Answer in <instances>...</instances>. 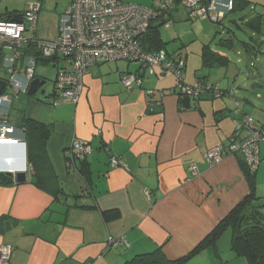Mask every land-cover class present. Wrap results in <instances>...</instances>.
<instances>
[{
  "label": "crops",
  "instance_id": "0c3cea01",
  "mask_svg": "<svg viewBox=\"0 0 264 264\" xmlns=\"http://www.w3.org/2000/svg\"><path fill=\"white\" fill-rule=\"evenodd\" d=\"M255 14L264 17V12ZM171 17V25L175 19H190L180 6ZM229 23L239 24L235 19ZM34 33L42 39L37 35L38 23ZM250 42L242 41L252 67L264 40L251 38ZM167 49L183 57L181 51ZM61 57L38 64L52 63L57 75L60 67L69 66ZM227 57L228 65L218 67L222 69L218 74L210 71L194 79L198 68L191 75L183 73L186 84L202 79L218 84L224 93L217 98L204 95L188 109H181L175 74L162 73L158 67L150 75L141 72L140 63L122 59H98L88 68L75 104L60 99L53 104L58 98L55 80L50 92L13 96L6 118L15 128L13 136L25 139V119L51 128L47 152L61 193L53 195L31 181L34 171L25 166L23 145L0 146V172H27L24 182L0 183V246H14L12 264H123L156 248L170 259L191 252L249 194L242 153L210 165L205 152L226 143L245 113L264 129V75L260 71L255 75L244 56L238 59L247 66L244 71ZM131 72L141 74L143 83L128 90L122 78ZM147 89L155 95L149 96ZM74 137L91 146L86 158L90 185L69 165ZM258 148L257 194L264 198V141ZM113 154L128 168L109 166ZM194 163L197 173L189 169ZM231 233L228 228L216 245L181 264H245L244 257L231 250ZM109 238H124L129 244L110 243Z\"/></svg>",
  "mask_w": 264,
  "mask_h": 264
},
{
  "label": "built area",
  "instance_id": "2783aa9c",
  "mask_svg": "<svg viewBox=\"0 0 264 264\" xmlns=\"http://www.w3.org/2000/svg\"><path fill=\"white\" fill-rule=\"evenodd\" d=\"M235 0H154L150 6H143L125 0H72L66 11L59 16L58 33L53 39L38 38L34 31L42 4L39 0L31 2L22 12V21L0 19V51L8 76L7 88L0 95V146L15 144L20 141L15 138V128L6 120L15 95L27 93L30 83L36 78V68L39 59H51L58 56L64 58L68 67H60L54 83L56 98L53 104L60 100L77 103L83 92L84 75L98 59L106 61L125 60L141 64V72L155 74L159 67L162 73L171 72L179 80V90L189 94H199L201 91L216 90L215 84H186L183 81L185 61L165 50L149 52L144 49L142 37L148 31L151 22L157 17L163 18L165 25L173 22L172 14L178 6L182 7L190 19H208L221 24L227 14L233 11ZM27 30L33 32L32 42L24 36ZM33 45L35 52L25 49ZM141 74L131 72L123 75V84L130 90L142 85ZM149 96H154L153 89H147ZM60 99V100H58ZM161 101V100H160ZM159 100L155 101L161 104ZM237 108L239 103H236ZM239 110V108H238ZM227 142L216 145L204 154L205 162L210 165L219 162L223 157L242 153L250 170H257L260 164L259 146L264 141V129L250 114H243L234 133ZM91 151L88 141L74 137L69 150V165H75L86 159ZM125 161L113 154L110 158L111 167L128 168ZM193 173L198 172L197 163L189 167ZM110 243L118 242L128 245L123 238H109ZM12 244L0 246V264H12ZM218 264V263H213Z\"/></svg>",
  "mask_w": 264,
  "mask_h": 264
},
{
  "label": "trees",
  "instance_id": "16d2710c",
  "mask_svg": "<svg viewBox=\"0 0 264 264\" xmlns=\"http://www.w3.org/2000/svg\"><path fill=\"white\" fill-rule=\"evenodd\" d=\"M234 3L235 6L233 11L244 10L250 4L249 0H235ZM15 14H10L7 16L8 20H11ZM263 18L264 17L262 14H255L252 16V18H250V20L247 21L246 26L260 33ZM164 25L165 22L163 18L160 17H157L151 22L149 29H147L148 31L142 37L141 43L143 44L145 50L149 52H158L160 50L169 52L167 49L168 42L163 39L160 30ZM236 26L239 27L240 25L237 24ZM28 39L30 42H32V37ZM232 41V39H229L226 44L231 43L229 44L231 47ZM25 51L37 53L31 44H29ZM176 56L182 58L177 54ZM201 57L203 62L202 65L209 68L227 66L229 63V58L226 55L218 52L217 50H213L210 45L203 46ZM38 59L51 61V59ZM197 82H202L207 85L210 84L212 86L215 85V83H209L202 79L197 80ZM179 89L180 88L178 87L177 93L179 95L181 109L191 108L193 106L192 101L198 100L204 95H210L213 98H217L215 89L211 91H201L196 95L183 92ZM218 91L220 96L224 94L223 89L219 88ZM22 127L24 129L25 141L27 145L28 165L30 166V169L34 171V176L31 181L41 190L53 195L61 193V188L57 183V178L53 172L47 152L46 143L50 137L51 128L45 123L31 119L23 120ZM244 165V173H246L249 185V194H247L243 200H241L233 209H231V212L223 220L219 221L215 228L209 234H207V236L197 246H195L191 252L181 258L170 259L167 257L163 249L156 248L152 251L136 254L130 258V260L127 259L125 262H123V264L184 263L188 259H191L192 257L199 254L207 246L216 245L217 241L223 236V233H225L228 228H230L232 232L230 245L231 250L237 256L247 258L249 264H264V198L258 196L257 194L256 170H250L246 163ZM87 166H89L88 162L86 159H84L78 162L74 168H77L84 182L90 185L91 173L89 171V167ZM48 177L53 179V181L51 180L50 184L46 181Z\"/></svg>",
  "mask_w": 264,
  "mask_h": 264
},
{
  "label": "rangeland",
  "instance_id": "374dc122",
  "mask_svg": "<svg viewBox=\"0 0 264 264\" xmlns=\"http://www.w3.org/2000/svg\"><path fill=\"white\" fill-rule=\"evenodd\" d=\"M35 0H0V19L7 20V16L15 13H22L31 2ZM42 4L41 10H39L40 20L38 23V34L42 39H52L58 33V18L66 11L72 0H39ZM128 2H135L143 6H150L153 4L154 0H125ZM255 12H264V0H251L249 6L244 10L232 11L228 14V18L225 17L222 24L212 22L208 19H186L178 20L175 19L173 25L162 26L161 34L164 40H166L167 47L169 50H179L182 53V59L186 60L185 71L188 74H193L194 70L198 68L196 74H194V79L203 74L209 75L208 73L212 71L218 74V67L209 68L202 64V59L199 52H202L204 45H210L213 50H217L223 54H226L231 58V61L238 66L236 69L246 70V65L244 61L250 66L247 59V54L245 53L242 41L250 42L251 38L256 40H264V25L263 33L257 34L249 28L247 21L255 15ZM38 14V17H39ZM229 19H235L239 23V27H233L229 23ZM38 21V20H37ZM224 25V26H223ZM230 30V31H229ZM229 33V34H228ZM33 32L31 30L27 31L24 36L27 38L32 37ZM228 34L230 39H232V46L226 44L229 40H222L225 35ZM251 43V42H250ZM260 53L257 54L255 58L256 66H250L252 70L255 71V75L258 71L264 75V44L261 45ZM1 52V51H0ZM241 52L242 55H239ZM244 56V61L238 62V59ZM0 57V76L7 78V69L4 62ZM4 60V59H3ZM232 66V65H231ZM56 66L52 63L38 64L36 69V74L45 78L46 82L41 87V89L34 96H39L44 91L50 92L53 87V81L56 77ZM171 73V72H169ZM174 75V74H173ZM175 76V75H174ZM196 84V82H194ZM191 83V84H194Z\"/></svg>",
  "mask_w": 264,
  "mask_h": 264
},
{
  "label": "water",
  "instance_id": "95a60500",
  "mask_svg": "<svg viewBox=\"0 0 264 264\" xmlns=\"http://www.w3.org/2000/svg\"><path fill=\"white\" fill-rule=\"evenodd\" d=\"M12 20L14 21H22V13H16L13 17ZM229 36L226 34L225 37L222 38V40H228ZM46 82L43 78L36 77L32 82L30 83V88L28 90V95L29 96H34L38 91L41 89V87L45 84ZM6 80L1 78L0 76V95L2 91L5 88ZM8 180V182H11L15 180L17 183H21L27 180V172L26 171H17L15 174L9 173V172H0V183L3 181ZM245 264H249L247 258H244Z\"/></svg>",
  "mask_w": 264,
  "mask_h": 264
},
{
  "label": "clouds",
  "instance_id": "9594fccd",
  "mask_svg": "<svg viewBox=\"0 0 264 264\" xmlns=\"http://www.w3.org/2000/svg\"><path fill=\"white\" fill-rule=\"evenodd\" d=\"M15 137V136H14ZM16 138V137H15ZM19 139V138H18ZM20 140V139H19ZM15 144H20V145H23L24 146V150H25V156H23L24 158H25V166H26V164H28V162H26L27 161V152H26V150H27V145H26V141H25V139L24 140H20V141H18L17 143H15ZM15 144H8V145H15ZM3 146H7V145H3Z\"/></svg>",
  "mask_w": 264,
  "mask_h": 264
}]
</instances>
